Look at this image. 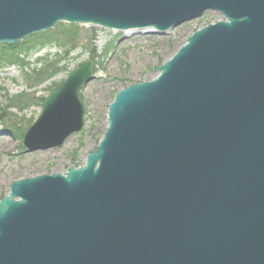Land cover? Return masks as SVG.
Instances as JSON below:
<instances>
[{"label": "water", "instance_id": "95a60500", "mask_svg": "<svg viewBox=\"0 0 264 264\" xmlns=\"http://www.w3.org/2000/svg\"><path fill=\"white\" fill-rule=\"evenodd\" d=\"M206 11L223 20L116 94L82 166L10 185L0 264H264V0H0V44L60 23L163 35ZM94 63L50 92L25 152L83 129Z\"/></svg>", "mask_w": 264, "mask_h": 264}, {"label": "rangeland", "instance_id": "374dc122", "mask_svg": "<svg viewBox=\"0 0 264 264\" xmlns=\"http://www.w3.org/2000/svg\"><path fill=\"white\" fill-rule=\"evenodd\" d=\"M223 20L217 12L206 11L200 18L184 23L163 35L117 32L113 30L78 26L81 38L66 60L57 66L68 65L67 71H60L37 87H30L35 81L26 80L23 72L39 68L38 59L54 62L64 50L49 45L23 56L24 64L0 62V200L9 193L10 185L17 180L39 175L64 173L69 166L83 165L87 155L94 151L107 126V111L116 94L122 89L142 82H148L157 75L156 68L169 60L186 39L198 29ZM58 24L52 31L57 30ZM77 26V25H72ZM90 34L92 37L89 38ZM100 41L102 43H100ZM109 45L107 56L100 58ZM95 58L94 79L80 89L79 97L84 107L83 129L72 134L60 148L27 153L21 148L22 134L41 113L37 100L28 102L22 108L9 106L12 98L22 94L31 98H47L53 86L64 81L68 73L91 57ZM57 60V58H56ZM21 107V106H20ZM10 121V122H8Z\"/></svg>", "mask_w": 264, "mask_h": 264}, {"label": "trees", "instance_id": "16d2710c", "mask_svg": "<svg viewBox=\"0 0 264 264\" xmlns=\"http://www.w3.org/2000/svg\"><path fill=\"white\" fill-rule=\"evenodd\" d=\"M79 31L80 28L77 26L60 25L57 30H54L53 32L30 36L27 40L18 45H0V62L5 61L6 63L10 64L25 65L24 59L22 58L23 56L36 50L37 48H42L53 44L58 48L64 50L61 56L54 57L55 61L50 62L51 64L48 63L46 58H41L38 59V62H36L38 64L40 63L41 66L39 68H34L28 71V73L23 72V76L26 78V80L33 78V80L35 81L33 84H29V86L37 87L53 77L56 73L60 71H67V64H63V66L58 67L57 63L58 61L66 60L69 57L71 51L76 48V46L78 45L77 43L81 38V32ZM88 35L91 39L92 36L90 34ZM109 47V45L105 47L100 58H104L107 56V49H109ZM90 55L94 58L98 57L97 54L94 53V51L91 52ZM55 86L57 85L55 84L53 87ZM33 100H37L38 104L40 105L44 101V98H31L29 95L22 94L20 96L12 98L9 102V106L13 108H22L28 105V102H32ZM5 119L6 117L3 119L2 116H0V120L2 122H4Z\"/></svg>", "mask_w": 264, "mask_h": 264}, {"label": "bare ground", "instance_id": "6f19581e", "mask_svg": "<svg viewBox=\"0 0 264 264\" xmlns=\"http://www.w3.org/2000/svg\"><path fill=\"white\" fill-rule=\"evenodd\" d=\"M192 21V20H191ZM190 22V21H189ZM187 23V22H186ZM149 33V32H148ZM100 43H102L101 41H100ZM157 73V72H156ZM157 76V75H156ZM45 151H47V150H45Z\"/></svg>", "mask_w": 264, "mask_h": 264}]
</instances>
